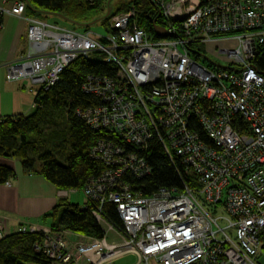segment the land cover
Returning a JSON list of instances; mask_svg holds the SVG:
<instances>
[{
	"label": "built area",
	"instance_id": "1",
	"mask_svg": "<svg viewBox=\"0 0 264 264\" xmlns=\"http://www.w3.org/2000/svg\"><path fill=\"white\" fill-rule=\"evenodd\" d=\"M151 2L174 38L152 39L137 24L132 5L114 14L110 32L100 36L30 17L22 1L0 0V16L28 24V49L6 63V81L28 82L35 95L50 89L79 57L111 63L117 72L88 75L82 91L99 104L76 110L108 137L91 149L105 169L81 189L102 236L28 222L19 223L16 232L41 234L34 249L53 264H114L127 254L135 264H260L264 76L253 62L258 47L264 48V0ZM192 44L204 46L205 54L194 58ZM152 139L171 161L181 160L196 186L143 196L124 180L151 173L142 151ZM57 195L64 199L67 192ZM106 203L115 205L119 223L103 215ZM6 236L0 220V241Z\"/></svg>",
	"mask_w": 264,
	"mask_h": 264
},
{
	"label": "trees",
	"instance_id": "2",
	"mask_svg": "<svg viewBox=\"0 0 264 264\" xmlns=\"http://www.w3.org/2000/svg\"><path fill=\"white\" fill-rule=\"evenodd\" d=\"M9 1L24 2L26 14L36 19L46 21L54 16L52 14H61L73 22L64 21L67 27L78 31L89 30L90 27L86 28L83 24L101 18L98 22L109 33L110 18L114 14L125 12L131 5L137 11V24L152 39L159 40L153 32L154 25L167 27L159 8L151 0L117 3L113 5L108 17H103L108 0ZM2 18L0 16V27ZM168 38L174 37L169 35ZM188 48L196 59L198 52L205 54L204 46L192 44ZM253 65L264 76V48L261 46L258 47ZM88 75L116 77L117 72L111 63L90 62L85 57H79L62 71L59 81L50 89L37 91L30 114L0 117V157L17 159L25 171L41 175L55 189L62 191L82 189L89 179L99 176L105 165L91 156V149L99 139L108 137L100 130L91 129L76 113L77 109L85 110L99 104L97 98L82 91V84ZM142 155L148 162L151 173L143 178L125 175L124 180L143 196L152 195L160 188L181 189L188 184L196 186L188 168H185L181 160L171 161L156 139L150 141ZM14 177L12 168L0 165V184ZM91 209L92 203L88 200L84 205H77L70 203L68 199L59 198L54 208L42 218H52L55 221L51 225L52 229L100 238L103 231L92 216ZM103 215L109 221L119 223L115 205L104 204ZM41 238V234H8L0 241V264H51L42 253L34 249Z\"/></svg>",
	"mask_w": 264,
	"mask_h": 264
},
{
	"label": "crops",
	"instance_id": "3",
	"mask_svg": "<svg viewBox=\"0 0 264 264\" xmlns=\"http://www.w3.org/2000/svg\"><path fill=\"white\" fill-rule=\"evenodd\" d=\"M27 26L22 19L4 16L0 27V117L30 114L34 105V94L29 91L30 84L25 81L8 82L5 78L6 63L17 61L27 49ZM0 165L12 168L14 178L9 185L0 184V220L6 234H14L19 223H32L51 227L52 218L43 219L56 205L58 190L45 178L35 172L25 171L17 159L0 157ZM70 203L84 205L69 199ZM68 239L74 240L69 235ZM114 239V237H113ZM112 239V240H113ZM53 264V263H51Z\"/></svg>",
	"mask_w": 264,
	"mask_h": 264
},
{
	"label": "rangeland",
	"instance_id": "4",
	"mask_svg": "<svg viewBox=\"0 0 264 264\" xmlns=\"http://www.w3.org/2000/svg\"><path fill=\"white\" fill-rule=\"evenodd\" d=\"M127 0H111L110 1V6L111 8L113 7V5L120 3V2H124ZM98 16V14H96ZM46 21H50L53 23H57L58 25H62V26H66V23L64 21H62L60 18L58 19L55 16H51L49 17ZM90 32L94 35H100V36H104L107 34V32L104 30V28L101 26V24L95 23L93 24L90 28H89ZM207 55L209 56V58L213 59L214 58L218 61V64L224 65L222 64V60L220 58H217L216 56H213L211 52H207ZM64 192H69V199L72 201H77L79 203H83L85 200H87L86 196L83 194V190L78 189V190H67ZM108 241H111L113 239V234H109L107 236ZM259 262L260 264H264V255L262 257L259 258ZM136 263V258L131 255V254H127L124 255L123 257L118 258L114 264H135ZM150 264H156L154 261H151Z\"/></svg>",
	"mask_w": 264,
	"mask_h": 264
},
{
	"label": "water",
	"instance_id": "5",
	"mask_svg": "<svg viewBox=\"0 0 264 264\" xmlns=\"http://www.w3.org/2000/svg\"><path fill=\"white\" fill-rule=\"evenodd\" d=\"M110 1L111 0H108L107 1V11H106V13L103 15V17H108L110 14H111V12H112V10H113V8H111V6L109 5L110 4ZM52 15H54L55 17H57L58 19L60 18L62 21H66V22H68V23H73L71 20H67L63 15H61V14H52ZM102 17V18H103ZM101 20V18H99V19H97V20H94V21H92L91 23H89V24H83V26L84 27H91L93 24H95V23H97L98 21H100ZM77 25V24H76ZM80 26V25H79ZM153 32H154V34L157 36V38H161V39H167V37H168V33H167V30H166V28L165 27H162V26H160V25H154L153 26ZM212 63V62H211ZM213 64V63H212ZM214 65V64H213ZM217 65V64H216ZM219 67H224V66H222V65H218Z\"/></svg>",
	"mask_w": 264,
	"mask_h": 264
}]
</instances>
